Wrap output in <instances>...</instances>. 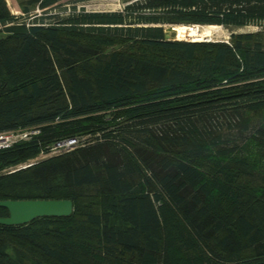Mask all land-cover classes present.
Here are the masks:
<instances>
[{
	"label": "trees",
	"instance_id": "trees-1",
	"mask_svg": "<svg viewBox=\"0 0 264 264\" xmlns=\"http://www.w3.org/2000/svg\"><path fill=\"white\" fill-rule=\"evenodd\" d=\"M61 1L20 0L43 10L26 20L0 0V136L33 131L0 148V200L74 211L0 224V264H264V0ZM166 24L260 29L194 42Z\"/></svg>",
	"mask_w": 264,
	"mask_h": 264
},
{
	"label": "rangeland",
	"instance_id": "rangeland-1",
	"mask_svg": "<svg viewBox=\"0 0 264 264\" xmlns=\"http://www.w3.org/2000/svg\"><path fill=\"white\" fill-rule=\"evenodd\" d=\"M26 1V0H24ZM135 0H62L61 3L62 5H60L59 7H54L51 10V13L56 14V13H62V12H70L73 10L74 6L77 10L80 9H85L87 11H109V12H114V11H122L124 9V7L128 4L131 3ZM7 4L11 10V12L17 16H20L22 18H26V20H30L33 17H28L31 16L33 14H37V15H41L43 14V10L39 9V8H35L32 10V14L27 15L24 10L23 7L20 5V0H7ZM18 11V12H17ZM165 30L166 33L170 34V39H175L176 36V32L173 31V25L172 24H166L165 26ZM199 27H202L199 25ZM221 29L219 28L218 31L215 32V34H213L212 37L209 38H204V40L202 41H226V42H230L233 33L234 34H244V33H254L257 32L260 27L256 26V25H249V26H245V27H223L220 26ZM3 34L0 33V37H2ZM212 38V39H211ZM176 40V39H175ZM184 41H192L190 40V38H184ZM33 132V131H32ZM29 130H25V131H13V132H9L7 134L2 135V137H4V141L1 142L2 144L5 145H9L12 144L15 141H19L22 140L24 138H27L29 133H32ZM1 148V147H0ZM45 154L41 153L38 155V157H36L34 160H31L30 162H35L36 160L39 159H44ZM30 162L28 163H24L21 164L20 166H25V165H32L30 164ZM19 166V167H20Z\"/></svg>",
	"mask_w": 264,
	"mask_h": 264
},
{
	"label": "water",
	"instance_id": "water-1",
	"mask_svg": "<svg viewBox=\"0 0 264 264\" xmlns=\"http://www.w3.org/2000/svg\"><path fill=\"white\" fill-rule=\"evenodd\" d=\"M166 37L169 38L170 34L166 33ZM0 141L3 142L4 138L0 137ZM0 207L9 211V216L0 217V224L6 226L27 224L44 216H70L74 211L73 202L69 199L0 200Z\"/></svg>",
	"mask_w": 264,
	"mask_h": 264
},
{
	"label": "bare ground",
	"instance_id": "bare-ground-1",
	"mask_svg": "<svg viewBox=\"0 0 264 264\" xmlns=\"http://www.w3.org/2000/svg\"><path fill=\"white\" fill-rule=\"evenodd\" d=\"M195 26V25H194ZM192 25H176L173 27V31L176 32L175 39L183 40L184 38H190L194 42L204 40V38L212 37L220 27V25H206L203 27H194ZM212 39V38H211ZM208 41V39H207ZM1 144V141H0Z\"/></svg>",
	"mask_w": 264,
	"mask_h": 264
},
{
	"label": "built area",
	"instance_id": "built-area-1",
	"mask_svg": "<svg viewBox=\"0 0 264 264\" xmlns=\"http://www.w3.org/2000/svg\"><path fill=\"white\" fill-rule=\"evenodd\" d=\"M0 137H2V136H0ZM81 143H82V140H81V138H78V137H70V138L58 140L50 148V151L48 153H44L45 157L71 151V150L77 148ZM2 145H3L2 147L8 146L5 144H2ZM32 163H34V162H32ZM26 166H24V167H26Z\"/></svg>",
	"mask_w": 264,
	"mask_h": 264
}]
</instances>
